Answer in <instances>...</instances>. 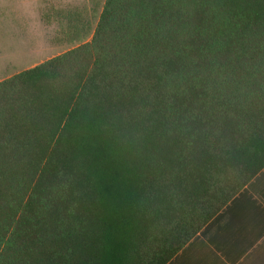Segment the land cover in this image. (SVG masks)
I'll return each instance as SVG.
<instances>
[{
  "label": "trees",
  "instance_id": "trees-1",
  "mask_svg": "<svg viewBox=\"0 0 264 264\" xmlns=\"http://www.w3.org/2000/svg\"><path fill=\"white\" fill-rule=\"evenodd\" d=\"M263 169L264 0H106L0 82V264H167Z\"/></svg>",
  "mask_w": 264,
  "mask_h": 264
},
{
  "label": "rangeland",
  "instance_id": "rangeland-1",
  "mask_svg": "<svg viewBox=\"0 0 264 264\" xmlns=\"http://www.w3.org/2000/svg\"><path fill=\"white\" fill-rule=\"evenodd\" d=\"M106 0H0V82L91 41ZM90 23L72 42L68 17Z\"/></svg>",
  "mask_w": 264,
  "mask_h": 264
},
{
  "label": "crops",
  "instance_id": "crops-1",
  "mask_svg": "<svg viewBox=\"0 0 264 264\" xmlns=\"http://www.w3.org/2000/svg\"><path fill=\"white\" fill-rule=\"evenodd\" d=\"M167 264H264V169Z\"/></svg>",
  "mask_w": 264,
  "mask_h": 264
}]
</instances>
